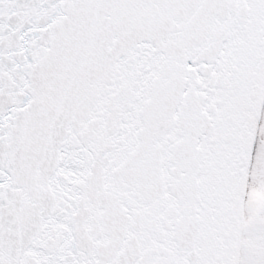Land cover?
I'll return each instance as SVG.
<instances>
[{
  "label": "snow or ice",
  "instance_id": "obj_1",
  "mask_svg": "<svg viewBox=\"0 0 264 264\" xmlns=\"http://www.w3.org/2000/svg\"><path fill=\"white\" fill-rule=\"evenodd\" d=\"M0 264H264V0H0Z\"/></svg>",
  "mask_w": 264,
  "mask_h": 264
}]
</instances>
